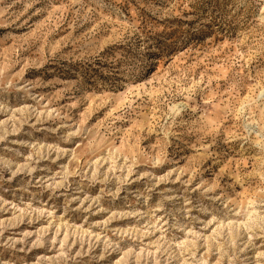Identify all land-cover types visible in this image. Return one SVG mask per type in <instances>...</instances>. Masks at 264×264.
<instances>
[{"label": "rangeland", "instance_id": "1", "mask_svg": "<svg viewBox=\"0 0 264 264\" xmlns=\"http://www.w3.org/2000/svg\"><path fill=\"white\" fill-rule=\"evenodd\" d=\"M0 264H264V0H0Z\"/></svg>", "mask_w": 264, "mask_h": 264}, {"label": "bare ground", "instance_id": "2", "mask_svg": "<svg viewBox=\"0 0 264 264\" xmlns=\"http://www.w3.org/2000/svg\"><path fill=\"white\" fill-rule=\"evenodd\" d=\"M141 62V61H140ZM144 63V62H143Z\"/></svg>", "mask_w": 264, "mask_h": 264}]
</instances>
